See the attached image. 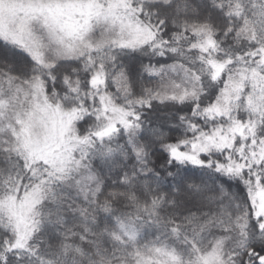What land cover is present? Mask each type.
<instances>
[{"label": "snow or ice", "instance_id": "6c2138e0", "mask_svg": "<svg viewBox=\"0 0 264 264\" xmlns=\"http://www.w3.org/2000/svg\"><path fill=\"white\" fill-rule=\"evenodd\" d=\"M0 264H264V0H0Z\"/></svg>", "mask_w": 264, "mask_h": 264}]
</instances>
